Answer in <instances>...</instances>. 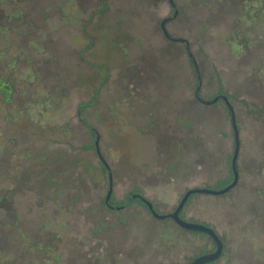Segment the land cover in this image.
I'll use <instances>...</instances> for the list:
<instances>
[{"label": "rangeland", "instance_id": "1", "mask_svg": "<svg viewBox=\"0 0 264 264\" xmlns=\"http://www.w3.org/2000/svg\"><path fill=\"white\" fill-rule=\"evenodd\" d=\"M0 0V264H264V14L238 0ZM177 12V15L175 16ZM99 147L106 165L96 150ZM114 183L111 204L106 205ZM117 209V207H122Z\"/></svg>", "mask_w": 264, "mask_h": 264}, {"label": "water", "instance_id": "2", "mask_svg": "<svg viewBox=\"0 0 264 264\" xmlns=\"http://www.w3.org/2000/svg\"><path fill=\"white\" fill-rule=\"evenodd\" d=\"M168 22H169V19H166L163 21V24H162L163 31H164L166 37L173 42L185 43L187 45L188 54L192 58V62H193V55L190 52V47H189L188 41L183 39V38H175V37L171 36V34L168 32V30L166 28V24ZM195 67L198 69L197 64L195 65ZM201 86H202V78L199 75V84L197 86L196 93H197V96L202 103H204L206 105H214L217 102H219L220 100H224L226 105L229 108L230 119H231L232 126L234 128L235 144H236L235 145V152H234L233 159H232V169H233L234 179L232 180V182H230L228 185H226L225 187H223L221 189L210 188V187L189 189L185 193L183 198L181 199L177 208L173 212L168 213V214L159 213L155 209L154 204L150 200H148L145 196H143L141 194H134L132 196V199H136V198L140 199L147 206L149 211L152 213V215L156 219L163 220V221L164 220H172L185 230H188L191 232L203 233V234H206V235L211 237V239L214 241V243L216 245L215 250L212 252L205 253V254H202V255L196 257L189 264H213V263L217 262L222 257L223 252H224V241L214 228H212L206 224H203V223H198V222L187 220V219L182 217V213L184 211V208L186 207L187 203L189 202L191 196H193L195 194H207V195H215V196L225 195V194L229 193L231 190H233L238 185L239 179H240V173H239V168H238V158H239V153H240V138H239V129H238V125H237L236 115H235V111L233 109V106H232V104L229 101L227 96H219V97H216L212 100L204 99L200 95ZM96 150H97L99 157L101 158L103 163L106 165L107 163H106L105 159L103 158L101 151H100V147H99V136H97ZM113 192H114V183H113L112 175H110V189H109V192L106 196V203L107 204H109L110 199L112 198Z\"/></svg>", "mask_w": 264, "mask_h": 264}, {"label": "flooded vegetation", "instance_id": "3", "mask_svg": "<svg viewBox=\"0 0 264 264\" xmlns=\"http://www.w3.org/2000/svg\"><path fill=\"white\" fill-rule=\"evenodd\" d=\"M236 1V0H235ZM238 1H240L241 2V4L242 5H244V4H247V8H244L245 9V11H247L248 10V4H250L251 2H254L255 3V6H253V7H250L249 8V11H248V15L249 16H253V14H256L257 12H259V13H263L264 14V0H238ZM169 3L172 5V6H175V3H174V0H169ZM177 15V12H176V14H175V16ZM167 19H170V18H167ZM166 20V19H165ZM163 24V23H162ZM163 28V27H162ZM185 44V43H184ZM193 64H194V66L197 64V61L194 59V57H193ZM198 67V66H197ZM195 69H196V73H197V80H198V84H199V75H200V71H199V69H197L196 67H195ZM201 76V75H200ZM202 78V77H201ZM198 86V85H197ZM201 89H202V86H201ZM196 91H197V87H196ZM196 91H195V96H196V98L200 101V99L198 98V96H197V93H196ZM200 95H201V97H203L202 96V94H201V91H200ZM219 96H227L226 94H222V93H220V94H218V95H216L214 98H216V97H219ZM228 97V99H229V96H227ZM214 98H212V99H214ZM205 99V98H204ZM211 99V100H212ZM221 101H223L224 103H225V101L224 100H220L219 102H221ZM229 101H230V99H229ZM201 102V101H200ZM219 102H217V103H219ZM216 103V104H217ZM226 104V103H225ZM227 106V105H226ZM233 106V105H232ZM227 108H228V106H227ZM234 109V108H233ZM228 110H229V108H228ZM235 111V110H234ZM230 112V111H229ZM238 125V124H237ZM239 129V128H238ZM239 134H240V131H239ZM241 143V142H240ZM240 180V179H239ZM136 194H140V193H136ZM142 195V194H141ZM113 196V195H112ZM132 198V197H131ZM112 199V198H111ZM111 199H110V202H109V204H107L106 203V205L110 208V209H112V210H114L115 209V206H113L112 204H111ZM132 200H134V201H140V202H142L140 199H138V198H136V199H132ZM143 203V202H142ZM144 204V203H143ZM145 205V204H144ZM121 208H123V206L122 207H117V209L119 210V209H121Z\"/></svg>", "mask_w": 264, "mask_h": 264}]
</instances>
